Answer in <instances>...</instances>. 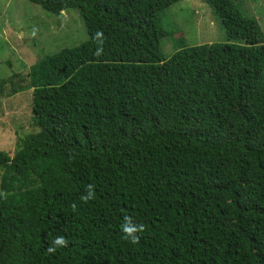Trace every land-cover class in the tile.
I'll return each mask as SVG.
<instances>
[{
    "label": "trees",
    "instance_id": "trees-1",
    "mask_svg": "<svg viewBox=\"0 0 264 264\" xmlns=\"http://www.w3.org/2000/svg\"><path fill=\"white\" fill-rule=\"evenodd\" d=\"M29 1L76 8L87 38L0 79V97L31 90L38 127L0 150V264H264L261 22L202 0L225 40L187 45L162 24L181 0Z\"/></svg>",
    "mask_w": 264,
    "mask_h": 264
},
{
    "label": "rangeland",
    "instance_id": "rangeland-1",
    "mask_svg": "<svg viewBox=\"0 0 264 264\" xmlns=\"http://www.w3.org/2000/svg\"><path fill=\"white\" fill-rule=\"evenodd\" d=\"M239 1L241 4L236 3L243 13L261 22L264 33V0ZM164 13L162 24L170 38L183 36L187 45L225 40L218 17L202 0H181ZM86 38L85 25L76 8L55 15L29 0H0V79L25 72L44 57L76 46ZM31 99L30 89L0 97V150L12 154L19 134L38 129L32 123Z\"/></svg>",
    "mask_w": 264,
    "mask_h": 264
},
{
    "label": "clouds",
    "instance_id": "clouds-1",
    "mask_svg": "<svg viewBox=\"0 0 264 264\" xmlns=\"http://www.w3.org/2000/svg\"><path fill=\"white\" fill-rule=\"evenodd\" d=\"M95 38L97 39L98 44L103 43V33L97 32L95 34ZM102 53V48L97 49L96 54L100 55ZM8 193L6 191L0 190V198L7 199ZM96 198L95 193V185L88 184L85 186V193L81 196V200L87 203L90 200H94ZM73 212L77 211L76 204L73 203L71 205ZM146 226L143 223L137 222L133 216L125 215L123 217V221L120 224L121 236L123 239L127 240L131 244H138L140 241V233L144 232ZM69 246L68 239L63 235H57L54 239H51L48 242V247L46 248V252L49 254H54L58 249L67 248Z\"/></svg>",
    "mask_w": 264,
    "mask_h": 264
}]
</instances>
